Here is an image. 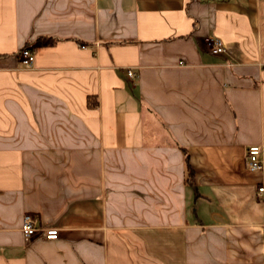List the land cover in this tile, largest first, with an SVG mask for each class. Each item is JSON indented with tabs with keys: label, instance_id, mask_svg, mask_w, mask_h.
<instances>
[{
	"label": "crops",
	"instance_id": "obj_1",
	"mask_svg": "<svg viewBox=\"0 0 264 264\" xmlns=\"http://www.w3.org/2000/svg\"><path fill=\"white\" fill-rule=\"evenodd\" d=\"M257 144L264 0H0V264H264Z\"/></svg>",
	"mask_w": 264,
	"mask_h": 264
},
{
	"label": "built area",
	"instance_id": "obj_2",
	"mask_svg": "<svg viewBox=\"0 0 264 264\" xmlns=\"http://www.w3.org/2000/svg\"><path fill=\"white\" fill-rule=\"evenodd\" d=\"M211 51L215 53H223L226 51V46L220 37H212L208 40ZM20 58L22 63L27 66H33L35 62V52L31 45H25L20 50ZM129 75H134L129 71ZM264 155V144L251 145L247 148V166L252 172L261 171L264 168L262 159ZM260 192H264V187L259 188ZM21 230L27 239L37 235H42L46 239H57L59 230L56 227H43L39 224L38 218L32 214H25Z\"/></svg>",
	"mask_w": 264,
	"mask_h": 264
},
{
	"label": "trees",
	"instance_id": "obj_3",
	"mask_svg": "<svg viewBox=\"0 0 264 264\" xmlns=\"http://www.w3.org/2000/svg\"><path fill=\"white\" fill-rule=\"evenodd\" d=\"M91 106H93V104L90 103Z\"/></svg>",
	"mask_w": 264,
	"mask_h": 264
}]
</instances>
